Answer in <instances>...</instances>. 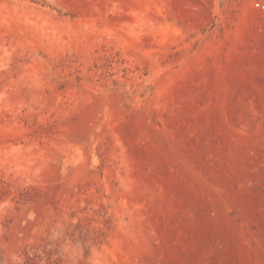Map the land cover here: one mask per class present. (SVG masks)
Returning <instances> with one entry per match:
<instances>
[{
	"label": "rangeland",
	"instance_id": "374dc122",
	"mask_svg": "<svg viewBox=\"0 0 264 264\" xmlns=\"http://www.w3.org/2000/svg\"><path fill=\"white\" fill-rule=\"evenodd\" d=\"M264 0H0V264H264Z\"/></svg>",
	"mask_w": 264,
	"mask_h": 264
},
{
	"label": "built area",
	"instance_id": "2783aa9c",
	"mask_svg": "<svg viewBox=\"0 0 264 264\" xmlns=\"http://www.w3.org/2000/svg\"><path fill=\"white\" fill-rule=\"evenodd\" d=\"M255 6L259 9H264V3L261 2H255Z\"/></svg>",
	"mask_w": 264,
	"mask_h": 264
}]
</instances>
